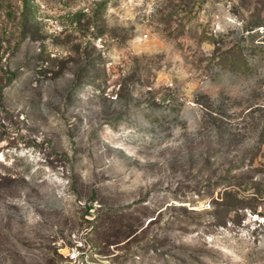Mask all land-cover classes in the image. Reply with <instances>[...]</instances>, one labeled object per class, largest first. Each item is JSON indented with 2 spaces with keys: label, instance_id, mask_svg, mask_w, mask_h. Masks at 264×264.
Returning a JSON list of instances; mask_svg holds the SVG:
<instances>
[{
  "label": "rangeland",
  "instance_id": "1",
  "mask_svg": "<svg viewBox=\"0 0 264 264\" xmlns=\"http://www.w3.org/2000/svg\"><path fill=\"white\" fill-rule=\"evenodd\" d=\"M0 264H264V0H0Z\"/></svg>",
  "mask_w": 264,
  "mask_h": 264
},
{
  "label": "trees",
  "instance_id": "2",
  "mask_svg": "<svg viewBox=\"0 0 264 264\" xmlns=\"http://www.w3.org/2000/svg\"><path fill=\"white\" fill-rule=\"evenodd\" d=\"M252 28H250L251 30ZM227 65L232 66H239V67H247L248 62L243 55V51L240 46H231L228 47L225 52L224 56L221 59ZM234 64V65H233Z\"/></svg>",
  "mask_w": 264,
  "mask_h": 264
}]
</instances>
